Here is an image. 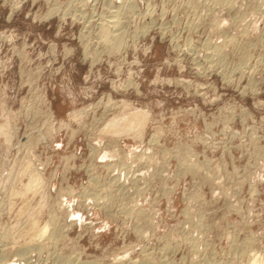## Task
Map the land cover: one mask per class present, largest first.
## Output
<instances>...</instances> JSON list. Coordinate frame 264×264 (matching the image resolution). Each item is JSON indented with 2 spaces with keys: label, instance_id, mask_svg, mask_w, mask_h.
<instances>
[{
  "label": "rangeland",
  "instance_id": "rangeland-1",
  "mask_svg": "<svg viewBox=\"0 0 264 264\" xmlns=\"http://www.w3.org/2000/svg\"><path fill=\"white\" fill-rule=\"evenodd\" d=\"M79 1L0 0V264H264V0Z\"/></svg>",
  "mask_w": 264,
  "mask_h": 264
},
{
  "label": "bare ground",
  "instance_id": "bare-ground-1",
  "mask_svg": "<svg viewBox=\"0 0 264 264\" xmlns=\"http://www.w3.org/2000/svg\"><path fill=\"white\" fill-rule=\"evenodd\" d=\"M73 1H76V0H73ZM93 1V0H92ZM97 1H100V0H97ZM148 1V0H147ZM147 1H145L146 2V8H145V11H146V15H148L147 14V12L148 13H151L152 12V8L149 6V4H148V2ZM187 1V0H186ZM224 1V3H229L230 2V0H223ZM257 1V0H256ZM78 2L80 3V1L78 0ZM81 2H82V4L84 3V2H87V1H85L84 0V2H83V0H81ZM94 2V1H93ZM112 2V1H111ZM115 2H118L117 0L115 1ZM125 2V3H124ZM124 4H122L121 6H119V7H117V9L116 10H114L115 12H114V15L109 19L110 21L108 22V24H105L104 22H102V17H101V14L102 13H100V16L98 15V17H101V18H96V20H95V22H94V26L96 27L95 28V31L97 32V35H95V39L97 40L96 42H103L104 44H107V45H110V46H112V45H114V46H117V45H122L123 44V33L125 32L124 31V27H123V22L124 21H126V20H124L123 21V19L125 18V14H126V12L127 11H132V10H134L136 7H137V5H135L134 3H132L133 1H131V0H124ZM138 1H136V3H137ZM149 2H151V1H149ZM263 2V1H262ZM90 3V2H89ZM95 3H97L96 1H95ZM98 3H100V2H98ZM102 3V2H101ZM139 3V2H138ZM167 3V2H166ZM73 4V3H72ZM82 4H81V6H82ZM90 4H92V3H90ZM111 4V3H110ZM110 4H109V6L108 7H110ZM140 4V3H139ZM161 4V3H160ZM209 4V3H208ZM223 4V3H222ZM230 4V3H229ZM67 5H68V3H67ZM66 5V6H67ZM108 5V4H107ZM117 5H118V3H117ZM120 5V4H119ZM154 5V4H153ZM155 5H156V3H155ZM168 5H169V3H168ZM262 5V4H261ZM260 5V6H261ZM70 6H71V4H70ZM69 6V7H70ZM80 6V5H79ZM87 6V5H86ZM96 6H98L97 4H96ZM100 6V5H99ZM115 6V5H114ZM139 6V5H138ZM141 6V5H140ZM139 6V7H140ZM161 6V5H160ZM165 5L163 4V7H164ZM224 6V5H223ZM223 6H220V7H222L223 8ZM225 6H227V5H225ZM85 7V6H84ZM89 7H91V6H89ZM88 7V8H89ZM107 7V8H108ZM154 7V6H153ZM93 8V7H92ZM92 8H91V10H92ZM95 8H97V7H95ZM95 8H94V10H95ZM141 8V7H140ZM155 8H157V7H155ZM159 8H162V7H159ZM246 8V7H245ZM90 9V8H89ZM98 9H99V7H98ZM104 9V8H103ZM106 9V8H105ZM154 9V8H153ZM166 9V8H165ZM186 9V8H185ZM58 10H59V8L58 7H56V8H54V7H52V8H50L48 11H47V13L44 15V17H49L50 15H52V14H54V13H56V12H58ZM109 10V9H108ZM155 10V9H154ZM163 11H165L164 10V8L162 9ZM218 10V9H217ZM223 10V9H222ZM254 10V9H253ZM76 10H75V8H74V12H75ZM83 11H84V8L82 7V12H79V10H78V12H79V18L81 19V20H83V24H84V28H87V25L91 22V21H93V20H91L92 19V17H94V16H92V12H90L89 13V15H91V16H87V17H84V14H83ZM111 11V10H110ZM178 11V10H177ZM193 11V10H192ZM99 12H101V11H99ZM140 12V11H139ZM139 12H137V13H139ZM157 12V11H156ZM160 12V11H159ZM86 13V12H85ZM155 13V12H154ZM164 13V12H163ZM215 13V12H214ZM222 13V12H221ZM77 14V13H76ZM96 14H97V11H96ZM105 14H107L106 12H105ZM165 14V13H164ZM198 14H200V13H198ZM197 14V15H198ZM220 14V13H219ZM78 15V14H77ZM94 15V14H93ZM154 15V14H153ZM152 14H151V16H153ZM75 16V15H74ZM151 16H149V17H151ZM201 16V15H200ZM207 16V15H206ZM229 16V15H228ZM237 16V15H236ZM109 16H107V17H105V18H108ZM139 17V16H138ZM137 17V18H138ZM142 16H140L138 19H140ZM154 17V16H153ZM173 17H175V16H173ZM220 18L222 17V16H219ZM104 18V19H105ZM136 18V17H135ZM142 18H144V17H142ZM152 18V17H151ZM164 18V17H163ZM163 18H161V19H163ZM193 18V17H192ZM211 18H212V16H211ZM132 19V18H131ZM149 19V18H148ZM156 19L157 18H155V20H153V21H156ZM174 20H175V18H173ZM180 19V18H179ZM199 19V18H198ZM218 19V18H217ZM137 20V19H136ZM142 20V19H141ZM144 20V19H143ZM147 20V19H146ZM145 20V21H146ZM107 20H105V22H106ZM134 21V20H133ZM151 21V20H150ZM178 21V20H177ZM219 21H220V19H219ZM218 21V22H219ZM223 21V20H222ZM230 21V20H229ZM137 22H139V21H137ZM142 22V21H141ZM157 22V21H156ZM155 22V26H158V24ZM190 22V21H189ZM201 22V21H200ZM215 22V21H214ZM217 22V24H221V22H219L218 23ZM236 22V21H235ZM133 23V22H132ZM145 23V22H144ZM148 23H150V22H148ZM212 23V22H211ZM230 23H231V21H230ZM229 23V24H230ZM263 23V22H262ZM126 24H128L127 23V21H126V23H125V25ZM136 24V25H135ZM150 24H152V22L150 23ZM188 24V23H187ZM197 24V23H196ZM131 25V24H130ZM134 25L135 26H137V23H134ZM140 25V24H139ZM145 26H147L146 24H144ZM162 25V24H161ZM154 26V25H153ZM210 26V25H209ZM211 26H213V25H211ZM217 26H219V25H217ZM161 27V26H160ZM155 28V27H154ZM162 28V27H161ZM164 28V27H163ZM202 28V27H201ZM213 28V27H212ZM244 28V27H243ZM136 29V28H135ZM141 29H143V26H142V28ZM140 29V30H141ZM144 29H146V27H144ZM144 29L142 30L143 32H144ZM214 29V28H213ZM128 30V29H127ZM134 30V29H133ZM150 30V29H149ZM216 30H217V28H216ZM246 30V29H245ZM141 31V32H142ZM201 31H203V30H201ZM133 32V31H132ZM140 31H138V33H139ZM186 32V31H185ZM130 33H131V31H130ZM149 33V32H148ZM180 33V32H179ZM89 32L86 30V31H84V32H82L81 33V36H82V38L84 39L85 38V40H88V38H90L89 37ZM132 34V33H131ZM135 34H137V33H134V35ZM221 34V33H220ZM240 34V33H239ZM242 34V33H241ZM144 35V34H143ZM132 36V35H131ZM130 36V37H131ZM239 36V35H238ZM133 37H136V36H133ZM162 37V36H161ZM183 37V36H182ZM218 37V36H217ZM132 38V37H131ZM139 38V37H138ZM189 38V37H188ZM234 38V37H233ZM134 39V38H133ZM129 40V39H128ZM171 40V39H170ZM203 40V39H202ZM227 40V39H226ZM84 41V40H83ZM187 41V40H186ZM231 41V40H230ZM242 41V40H241ZM95 42V43H96ZM134 42V41H133ZM136 42V41H135ZM203 42V41H202ZM227 41H225L224 43H226ZM95 43H94V46H95ZM188 43V42H187ZM193 43V42H192ZM206 43V42H205ZM223 43V42H222ZM99 44V43H98ZM103 44H101L100 46H102ZM129 45V44H128ZM84 46V45H83ZM131 46V45H130ZM174 46V45H173ZM187 46H189L188 44H187ZM192 46H190V48H191ZM209 47V46H208ZM94 48H96V46L94 47ZM134 48V47H133ZM182 48V47H181ZM190 48H188V49H190ZM194 48V47H193ZM192 48V49H193ZM207 48V47H206ZM128 49H129V47H128ZM215 49V48H214ZM111 50V49H110ZM114 50V49H113ZM122 50V49H121ZM120 50V51H121ZM182 51V50H181ZM189 51V50H188ZM90 52V51H89ZM111 52H113V51H111ZM190 52V51H189ZM101 53H102V51H101ZM85 54H87V51H86V47L84 48V55ZM115 54V53H114ZM190 55V54H189ZM193 56V55H192ZM201 56V55H200ZM86 57V56H85ZM118 57V56H117ZM124 57V56H123ZM189 57V56H188ZM198 57V56H197ZM120 58V57H119ZM192 59V58H191ZM199 59V58H198ZM204 58H202V60H203ZM94 61V60H93ZM210 61H211V59H210ZM248 62V61H247ZM242 68V67H241ZM252 71V70H251ZM255 71V70H254ZM225 73V72H224ZM254 73V72H253ZM252 75V74H251ZM239 76V75H238ZM225 78V77H224ZM241 77H239V79H240ZM227 79V78H226ZM25 86V85H24ZM30 104V103H29ZM28 105V104H27ZM29 107H31L30 105H29ZM27 109V108H26ZM28 110H29V108H28ZM34 113V112H33ZM37 113V112H36ZM143 114V113H142ZM42 115H43V113H42ZM82 115V113L81 114H77L76 116H75V119L76 118H78L79 116H81ZM137 115V114H136ZM135 115V116H136ZM145 115V114H144ZM144 115L142 116L143 118H144ZM35 116V115H34ZM33 116V117H34ZM132 116V115H131ZM134 115H133V117H135ZM14 117V116H13ZM12 117V118H13ZM18 117V116H17ZM133 117H131L132 119H134ZM137 117H138V115H137ZM136 117V118H137ZM139 117H141V116H139ZM146 117V116H145ZM5 118V117H4ZM32 118V117H31ZM126 118H128V116L126 117ZM121 119H124V117L123 118H121ZM121 119L120 118H118V120L119 121H121ZM114 120H117V119H114ZM106 121V120H105ZM118 121V122H119ZM144 121H145V119H144ZM35 122V121H34ZM110 122H111V124L112 123H114L115 125L118 123H115V122H112L111 120H110ZM46 123V122H45ZM47 123H49V122H47ZM122 123V122H121ZM125 123H127L128 125L130 124L131 125V123H132V121L128 118L127 119V121L125 120ZM5 124H7L6 123V121L5 122H2V123H0V128H4L3 126L5 125ZM32 124V123H31ZM31 124H30V126H31ZM114 124L112 125L113 126V128H114ZM124 124V123H123ZM138 124V123H137ZM136 124V125H137ZM48 125V124H47ZM126 125V124H125ZM132 125H135V124H132ZM14 126H15V124H14ZM43 126V125H42ZM103 126V125H102ZM109 124H108V126H106V127H108V129H109ZM111 126V127H112ZM123 126V125H122ZM139 125H137V127H138ZM29 127V126H28ZM45 127V126H44ZM52 127V126H51ZM111 127H110V129H111ZM118 127V126H117ZM30 128V127H29ZM45 128H47V126L45 127ZM50 128V127H49ZM131 128H133V127H131V126H129V128H128V126H126V128L124 127L123 129L124 130H130ZM134 128H135V126H134ZM139 128V127H138ZM31 129H32V126H31ZM36 129V128H35ZM116 129H118V128H116ZM116 129H114V130H116ZM119 129H121V125H120V128ZM119 129H118V131H119ZM30 130V129H29ZM102 130H104L103 128H102ZM113 130V129H112ZM114 130H113V132H114ZM132 130V129H131ZM138 130V129H137ZM136 130V131H137ZM140 130H142V129H140ZM139 131V130H138ZM137 131V132H138ZM72 132V131H71ZM122 132V131H121ZM121 132H116L114 135H119ZM133 132V131H132ZM5 133V132H4ZM135 132H133V134H134ZM73 134V133H72ZM136 134V133H135ZM139 134H141L140 132H139ZM44 135H47V134H44ZM43 136V135H42ZM136 136V135H135ZM4 137V138H3ZM2 137V139H5V141H9V139H10V135L6 132L5 133V135ZM23 137V136H22ZM25 137V136H24ZM30 139V138H29ZM42 139V138H41ZM4 141V142H5ZM37 141V140H36ZM35 141V142H36ZM39 141V140H38ZM38 141L36 142V143H38ZM108 143V142H107ZM33 145V144H32ZM35 145V144H34ZM21 146H22V148L24 147V149H25V147L26 146H28V143L25 141L24 143H22L21 144ZM30 146V145H29ZM27 149V148H26ZM175 149V148H174ZM90 150H91V152H93V151H95V149H93L91 146H90ZM93 150V151H92ZM30 151V150H29ZM28 152V151H27ZM27 152H26V154H27ZM114 154H115V151L113 152ZM174 153H175V151H174ZM187 153V152H186ZM25 154V152H24V155H26ZM112 155V154H111ZM29 156V155H28ZM92 156H93V154H92ZM183 156V155H182ZM181 157V156H180ZM26 158V157H25ZM92 158V157H91ZM180 160H182L181 158H180ZM147 161V160H146ZM28 162V161H27ZM30 163V162H29ZM30 164H32V163H30ZM29 164V165H30ZM28 166V165H27ZM119 166V165H118ZM129 166V165H128ZM187 167H190V166H188V165H186ZM117 167V166H116ZM115 167V168H116ZM123 167V166H122ZM129 168V167H128ZM193 169H195V168H193ZM115 170V169H114ZM119 170V169H118ZM184 170V169H183ZM189 170H191V168L189 169L188 168V170L187 171H189ZM181 172H182V170H180ZM180 172V173H181ZM184 172H185V170H184ZM135 173V172H134ZM179 173V172H178ZM183 173V172H182ZM181 173V174H182ZM127 174V173H126ZM131 174V173H130ZM129 175V174H128ZM42 177V176H41ZM91 178V180H95L94 179V176L92 177V176H90ZM127 177V176H126ZM96 178V177H95ZM129 178V177H128ZM29 180V179H28ZM114 180H116V178H114ZM37 181V180H36ZM97 181V180H96ZM112 181V180H111ZM117 181V180H116ZM115 182V181H114ZM113 182V183H114ZM36 183V182H35ZM135 183V182H134ZM90 184V183H89ZM95 184H96V182H95ZM117 184V183H116ZM116 184H113V185H116ZM137 185V184H136ZM121 187V186H120ZM123 187V186H122ZM124 191V190H123ZM171 191V190H170ZM93 193H95V192H93ZM16 194V193H15ZM90 194V193H89ZM95 195H97V193L95 194ZM87 196V195H86ZM90 197H91V194H90ZM93 197V196H92ZM107 200V199H106ZM100 206V205H99ZM52 214V213H51ZM53 215V214H52ZM51 215V216H52ZM50 216V214H49V216L48 217H51ZM55 218H49V221H47L46 222V225L44 226V229L42 230L41 229V231L42 232H40L39 234H38V237H41L44 233H45V231L50 227V228H52V231L50 232V240H53V239H55V237L57 236V232H56V228H55V221L56 220H54ZM188 219V218H187ZM6 229V228H5ZM184 232V231H183ZM38 233V232H37ZM143 234V233H142ZM188 234V233H187ZM179 237V236H178ZM167 238V237H166ZM164 240H167V239H165V238H163ZM234 239V238H233ZM169 240V239H168ZM188 241V240H187ZM204 241V240H203ZM251 242V241H250ZM56 243V242H55ZM161 243V242H160ZM190 243V242H189ZM193 243V242H192ZM245 243V242H244ZM166 244H168V241H166ZM191 244V243H190ZM189 244V245H190ZM162 245H163V242H162ZM165 245V244H164ZM169 245H171V243L170 244H168V246ZM175 246H176V244H174ZM191 245H193V244H191ZM243 245V244H242ZM3 246V245H2ZM167 245H166V247H168ZM174 246V247H175ZM232 246V245H231ZM230 246V247H231ZM177 247V246H176ZM197 247V246H196ZM235 247V246H234ZM22 248V247H21ZM157 248V247H156ZM164 248V247H163ZM172 248V247H171ZM206 248V247H205ZM240 248V247H239ZM157 249H159V248H157ZM162 249V248H161ZM178 249V248H177ZM194 249V248H193ZM195 249H197V248H195ZM168 250H169V247H168ZM173 250V249H172ZM246 250V249H245ZM24 251H25V249H21V250H19V253L20 254H22V252L24 253ZM164 250H162V251H160V249L158 250V252H160V254H164V253H162ZM196 251V250H195ZM31 252V251H30ZM36 252V251H35ZM145 252V251H144ZM165 252H166V250H165ZM172 252H174V250L172 251ZM247 252V251H246ZM18 253V254H19ZM26 253V252H25ZM37 253V252H36ZM58 253V252H57ZM204 253V252H203ZM19 254V255H20ZM159 254V253H158ZM196 254V253H195ZM231 254V253H230ZM13 255V254H12ZM29 255V254H28ZM39 255V254H38ZM233 255V254H232ZM237 255V254H236ZM148 256V255H147ZM160 256H162V255H160ZM165 256V255H164ZM214 257V256H213ZM257 257V256H256ZM55 258V257H54ZM161 258V257H160ZM166 258H167V256H166ZM211 258V257H210ZM234 258V257H233ZM143 259H145V260H143V261H141L140 260V262H137L136 260V262H134L133 264H167L166 262H164L165 260V258L163 259V256H162V261H159V262H151V261H149V260H147L145 257L143 258ZM152 259V258H151ZM184 259V258H183ZM256 259H259V258H255L254 257V255L253 256H251V263H250V261H249V259H248V261L249 262H247V264L248 263H250V264H254L255 262L257 263V260ZM21 260V259H20ZM67 260V259H66ZM167 261V260H166ZM202 261H203V259H202ZM3 262V261H2ZM65 263L67 262V261H64ZM197 262V261H196ZM204 262V261H203ZM241 262V261H240ZM65 263H63V264H65ZM77 263V262H76ZM168 263H170V262H168ZM195 263V262H194ZM193 263V264H194ZM205 263H207V262H205ZM205 263H203V264H205ZM27 264V263H26ZM60 264H62L61 262H60ZM82 264H92V263H89V262H84V263H82ZM197 264V263H196ZM202 264V263H201Z\"/></svg>",
  "mask_w": 264,
  "mask_h": 264
}]
</instances>
